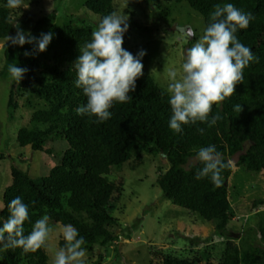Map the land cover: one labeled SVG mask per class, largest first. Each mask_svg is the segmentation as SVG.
I'll return each instance as SVG.
<instances>
[{
    "label": "trees",
    "instance_id": "16d2710c",
    "mask_svg": "<svg viewBox=\"0 0 264 264\" xmlns=\"http://www.w3.org/2000/svg\"><path fill=\"white\" fill-rule=\"evenodd\" d=\"M133 1L152 8H160L162 2ZM172 1L176 4L187 2L204 18L205 28L210 10L218 3H232L255 16L247 29L238 30L237 36L259 57V62H251L244 69L243 81L236 85L232 97L213 105L210 117L219 113L222 119L212 127L198 122L183 126L181 133L174 132L169 127L171 108L166 89L146 72L137 79L135 91L129 93L132 99L125 103H114L110 109L112 116L107 121L96 123L95 117L77 115L74 110L86 103V97L74 85L76 73L72 71V65L80 54L79 45L91 40L94 26L79 24L81 20L74 16L60 23L56 11H51L38 19L33 27L36 33L33 36L37 38L41 33H53L47 50L35 51L34 44L22 47L6 44L5 65L0 76L9 75L7 66L13 62L29 69L22 79L23 88L27 92L36 83V93L46 106L33 111L32 126L21 128L17 141L21 147L30 146L34 151H45L61 157V162L53 166L40 183L28 171L13 165L12 182L4 190L0 218L7 219L8 203L14 197L21 196L30 210V221L25 223L26 235L36 220L48 215L50 220L62 225L71 223L84 237L86 244L83 247L87 252L101 259L100 250L115 241L119 225L111 206L120 186L107 176L113 167L119 169L134 162V169L144 161L146 155L161 154L170 164L166 171L160 170L157 181L163 196L173 204L213 222L217 231L225 236V225L236 215L228 190L234 157L238 156L235 166H244L254 175L264 170V0ZM6 5L7 0H1L0 41L16 30L13 27L14 9ZM84 5L99 17V21L105 15L116 12L114 0H87ZM128 24L141 32L151 31L150 27L143 26L134 18L129 19ZM126 38L125 33L124 41ZM26 51L32 55L25 56ZM17 105L12 94L11 110H16ZM237 105L240 106L239 111L235 110ZM198 128L205 129L203 135L197 131ZM55 137L66 142H63L66 148L61 152L48 146ZM209 145L216 146L225 163L231 162L230 167L222 171L219 186L209 178L196 179V172L202 165L198 161L190 163L192 158H196L200 147ZM250 232L255 240L246 243L242 236L238 240L248 245L251 252H262L264 255V244L259 240L258 228H251ZM64 243L62 239L60 247ZM233 248L231 250L239 254L240 249ZM0 255V264H49L50 259L46 247L28 253L20 248L8 249L0 252ZM200 258L196 260L168 253L157 264H201L203 257ZM223 261L224 258L221 263Z\"/></svg>",
    "mask_w": 264,
    "mask_h": 264
},
{
    "label": "rangeland",
    "instance_id": "374dc122",
    "mask_svg": "<svg viewBox=\"0 0 264 264\" xmlns=\"http://www.w3.org/2000/svg\"><path fill=\"white\" fill-rule=\"evenodd\" d=\"M86 1L23 0V5L14 9L13 17L20 26L23 25L25 32H31L32 35L36 34L33 31L36 21L51 11H56L60 23L74 16L82 21H79V24L93 25L95 29L99 17L86 9L84 5ZM114 2L116 12L126 15L128 21L134 18L143 26L151 28L150 32L145 33L135 26H129L123 47L133 55L141 49L145 50L146 55L142 59L143 72L151 74L162 88L167 89L170 82L167 70L175 69L180 73L185 52L195 42L192 39L191 44L189 43L187 29L190 27L195 38L199 39L205 29L204 18L185 1L176 4L172 0H162L160 8H152L133 0ZM15 34L16 30L10 35ZM6 44V39L0 41V71L5 65ZM36 89L37 84L34 83L26 92L22 80L17 83L10 75L0 76V213L3 208L4 190L12 182L13 165L28 171L31 177L40 183L50 169L61 162V157L45 151H34L30 146L21 147L17 141L19 130L32 126L33 111L46 106L45 101L36 93ZM12 94L15 95L18 104L16 110H11L9 106ZM63 142L65 141L55 137L48 146H53L56 151L61 152L66 148ZM237 159L238 156L232 161L233 174L237 172L232 179L229 178L230 193L236 187L240 191L246 186L244 174L254 175L244 166H235L234 162ZM143 160L134 169L132 168L134 162L119 169L113 167L107 176L120 186V194L116 193L111 206L113 216L119 219L117 237L109 247L100 250L101 259L86 252L85 264H157L168 253L196 260L202 256L201 264H264L262 252L253 253L248 245L238 240L241 236L246 243L255 240L250 229L260 226L261 214H257L258 209L253 214L246 215L239 212L231 201L238 215L236 220H229L225 225L223 236L217 231L216 224L173 204L163 196L157 181L160 170L164 172L170 166L163 155H146ZM195 162V158L190 160V163ZM256 197L258 198L256 207L263 209L264 194L259 192ZM231 199L233 200V197ZM49 223L54 230L46 241V250L50 258L49 264H52L54 252L60 248L63 236L59 228L61 223L52 220ZM2 226L0 223V227ZM258 237L264 244L260 235ZM232 248L240 249L237 254L239 256L231 250ZM223 258L224 261L221 263Z\"/></svg>",
    "mask_w": 264,
    "mask_h": 264
},
{
    "label": "clouds",
    "instance_id": "9594fccd",
    "mask_svg": "<svg viewBox=\"0 0 264 264\" xmlns=\"http://www.w3.org/2000/svg\"><path fill=\"white\" fill-rule=\"evenodd\" d=\"M23 0H7L9 9L20 8ZM255 20L251 12H246L232 3L216 4L209 12L208 24L199 39L191 31L188 35L195 40L185 52L182 71L167 70L169 84L166 89L171 108L169 127L176 133L183 131L185 125L198 122L214 126L222 119L219 113H212L213 105H218L235 93V87L243 81V72L251 62H259L250 47L238 38V30L247 29ZM15 36L7 35V45L23 46L34 44L35 51L44 52L53 39V33H41L37 38L25 32L15 21ZM129 29L128 17L117 12L105 15L91 33V40L79 45V55L73 62L72 71L76 73L75 87L82 90L86 103L74 111L77 115L95 117L96 123L111 118L110 109L114 103H125L132 99L129 93L136 89V82L143 75L142 59L146 51L141 49L136 55L123 47L124 35ZM25 56L32 55L25 52ZM10 77L19 83L29 71L17 63L7 66ZM164 93H162V96ZM239 111L240 106H235ZM203 135L205 129L198 128ZM196 161L202 167L196 172V179L209 178L219 186L222 171L230 167L215 145L200 147ZM35 204V201L32 202ZM7 219L0 218V252L8 249H22L25 253L35 252L47 247L46 241L53 232L50 217L44 215L32 225L25 234V223L30 221L29 205L21 196L14 197L7 205ZM64 246L53 255L52 264H85L87 249L84 237L71 223L59 226Z\"/></svg>",
    "mask_w": 264,
    "mask_h": 264
},
{
    "label": "crops",
    "instance_id": "0c3cea01",
    "mask_svg": "<svg viewBox=\"0 0 264 264\" xmlns=\"http://www.w3.org/2000/svg\"><path fill=\"white\" fill-rule=\"evenodd\" d=\"M235 173L234 174L232 173L231 179L233 178ZM244 176H245V181H246V186L244 188L238 191L237 190L238 188L235 185H233L236 188L232 189V193H230V189H229L230 199L233 197V200L231 199L230 201L234 203V205L238 208L239 212L244 213L246 215L251 214V213L253 214L254 211L258 209L257 214L258 215L261 214V217L259 220L260 226L258 228V235H260V238L264 241V208L262 209L260 207L259 208L256 207V200L258 199L256 195L259 194V192L261 194H264V170L260 171L259 173H256L255 175H251V174L245 175L244 174ZM233 190H236V192H234ZM236 193L238 194L236 195ZM237 215L238 214L236 213L233 220L237 219Z\"/></svg>",
    "mask_w": 264,
    "mask_h": 264
},
{
    "label": "water",
    "instance_id": "95a60500",
    "mask_svg": "<svg viewBox=\"0 0 264 264\" xmlns=\"http://www.w3.org/2000/svg\"><path fill=\"white\" fill-rule=\"evenodd\" d=\"M189 31H191V32H193L194 33V31L189 27L188 29H187V33L189 32ZM189 38H190V40H192V38L189 36ZM124 239V238H123Z\"/></svg>",
    "mask_w": 264,
    "mask_h": 264
}]
</instances>
